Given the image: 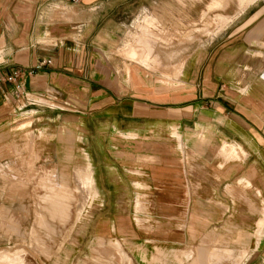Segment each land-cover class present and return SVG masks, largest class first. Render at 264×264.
<instances>
[{
	"label": "crops",
	"instance_id": "0c3cea01",
	"mask_svg": "<svg viewBox=\"0 0 264 264\" xmlns=\"http://www.w3.org/2000/svg\"><path fill=\"white\" fill-rule=\"evenodd\" d=\"M182 2L170 16V0H0V75L52 60L0 90V171L21 173L25 162L58 172L40 183L36 219L46 233L53 223L68 227L78 201L75 171L91 163L103 195H136L135 214L147 199L155 219L146 215V223L168 234L159 244H171L166 250L178 264L180 257L187 264H264V0H213L216 27L207 42L187 48L178 78L137 65L151 66L149 54L160 62L177 56L162 35L144 38L146 53H125L136 63L104 53L125 44L138 3L134 25L162 27L170 17L185 18ZM32 194L0 188V246L11 244L6 229L20 244L34 216ZM96 194L76 212L92 207ZM48 196L74 199L66 207L47 203ZM118 226H125L119 218ZM189 238L194 253L184 248ZM109 245L113 259L132 264L119 239ZM163 255L157 248L151 262ZM9 257L27 264L25 254Z\"/></svg>",
	"mask_w": 264,
	"mask_h": 264
},
{
	"label": "rangeland",
	"instance_id": "374dc122",
	"mask_svg": "<svg viewBox=\"0 0 264 264\" xmlns=\"http://www.w3.org/2000/svg\"><path fill=\"white\" fill-rule=\"evenodd\" d=\"M195 1L200 3L195 4ZM176 2L177 0H170V16L171 11H175L174 7H177ZM139 3L138 5H140ZM182 3L184 5L185 18L172 19L170 17L168 20H164L165 24H163L162 27L161 24H159V26L155 25L149 27L143 26L142 23L141 26L134 25L135 20L143 11V8H139L137 5L138 14L127 20L128 26L126 27L124 35L125 44L120 49L115 48L110 51H105L106 57L111 60H116V57L117 59L125 60L127 58L128 61L136 63L133 58L126 55L130 52V48L136 47L140 53H146L143 47L144 38L147 37V35H162V37L168 38L169 43H173L170 45L171 48H177V56L173 59L168 58L160 62L158 58L149 54V59H152V62L149 64H154L153 66H146L141 61L137 62V65L142 69H147V71L160 72L161 75L167 79L178 78L183 72L185 65L184 60H187L188 55L191 53V50H187V48H191L192 43L196 41L201 43L208 41L211 32L214 31L216 27L217 17L219 15V11L215 13L216 9L219 10V8L213 5V0H184ZM181 5L182 4H180V6ZM199 10H201V12L198 14ZM147 12L151 13L148 10ZM129 25L131 26L129 27ZM129 29H131V31L127 34ZM165 42L164 39L162 42L163 46L166 45ZM158 47L159 46H157V49L159 50ZM163 67L164 71H161ZM168 68H172V71L166 72L165 69ZM125 69L126 68H124V71ZM22 166L23 170L21 173H13L9 170V172L6 170L0 171V188L7 187L9 189H22L27 193L32 192L33 194L31 196L28 195L27 198H29L34 205V216L33 220L24 224L22 228L23 236H21L20 244L15 243V240L10 238L15 233L10 229H6V236H8L9 243L11 244L0 246V264H10L7 261L8 256H10L9 259L13 262V259L19 258L22 254H25L27 264H124V261H118L111 256V252L113 251L109 244L116 239L120 240L122 248L128 256L127 258L132 261V264H178L175 256L176 252L166 250V246H171V244L167 245V242L166 244H159L161 236L168 234L163 231L162 228L152 227L150 224L146 223L148 219L145 217L146 215L149 219L155 216L146 208L147 203L145 202L147 199L140 198L144 204L141 207V212L135 214V201L138 198L136 195L128 197L103 195L97 188L96 180L92 178V176H94V171L91 163L84 169H76L74 180H72L73 185L70 184L78 200L75 202L72 210L73 219L68 224V227L53 223L56 230L51 225V235H48L43 229L38 228V221L36 219V212L39 210V195L44 192L40 183L49 184L52 181L50 177L54 174L58 175V172L56 171L54 174H52L53 172L45 173L42 170L33 169L34 164L29 165V163L25 162ZM80 178L88 182L89 187L80 186L79 183H76V180L79 181ZM94 194L97 195L98 199L93 202L92 207L87 208L81 215L76 212V206L79 201L88 197L91 198ZM51 198L53 200L56 199L57 203L55 204L58 205H63L64 201L68 200L69 205L74 199V196H51ZM46 200L49 201L50 199L46 197ZM120 200H124V202L119 204ZM118 218L121 224L125 225L120 229L118 226ZM134 219H136V221ZM136 222L138 225L137 227L135 224ZM103 224L107 226L104 233L99 228L100 225ZM113 225H116V232L111 231ZM4 229L5 228L1 227L0 232H5ZM134 232L137 233L139 238H135ZM99 236L105 238L106 244L103 247L98 244ZM146 239L150 240V244L142 243ZM190 240L191 238H189V242L187 241L185 243L184 248L187 249L186 251H192L194 253L195 250H192L194 244H192ZM135 242L142 245H138ZM157 248L163 249L164 255L161 261L152 263L151 259L154 253L157 252ZM5 250L12 252L6 253ZM179 259V264H187V261H183L181 257ZM17 264H24V262L20 261L17 262Z\"/></svg>",
	"mask_w": 264,
	"mask_h": 264
},
{
	"label": "built area",
	"instance_id": "2783aa9c",
	"mask_svg": "<svg viewBox=\"0 0 264 264\" xmlns=\"http://www.w3.org/2000/svg\"><path fill=\"white\" fill-rule=\"evenodd\" d=\"M73 3H79L81 0H71ZM52 64L51 59H43L38 64L30 69L15 68L9 74L0 75V90L3 89L5 84H15L25 75H32L37 71L43 70L45 67ZM19 89V88H18Z\"/></svg>",
	"mask_w": 264,
	"mask_h": 264
},
{
	"label": "bare ground",
	"instance_id": "6f19581e",
	"mask_svg": "<svg viewBox=\"0 0 264 264\" xmlns=\"http://www.w3.org/2000/svg\"><path fill=\"white\" fill-rule=\"evenodd\" d=\"M80 177V176H79ZM78 177V178H79ZM77 181V180H76ZM80 181V180H79ZM81 181L83 182V180L81 179ZM80 181V182H81ZM50 196H48V199H50L49 201H50V203L51 204H55V203H57V201H56V199L55 200H53L51 197L49 198ZM46 201H48V200H46ZM49 201L47 202V203H49ZM63 205H66V207L68 206V200H66V201H64V203H63ZM55 207H58V206H55ZM60 207V206H59ZM58 207V208H59ZM66 207H64V208H66ZM62 209H63V207H62ZM59 212V211H58ZM62 213V212H61ZM61 213H58V214H61ZM67 213V212H66ZM57 214V213H56ZM55 214V215H56ZM65 217H67L66 215H65ZM52 230V227H51V229H48V227H46V231H47V233L49 232L50 233V231Z\"/></svg>",
	"mask_w": 264,
	"mask_h": 264
}]
</instances>
